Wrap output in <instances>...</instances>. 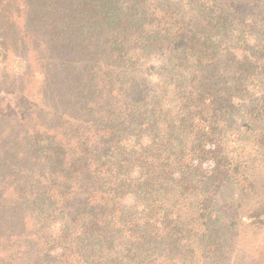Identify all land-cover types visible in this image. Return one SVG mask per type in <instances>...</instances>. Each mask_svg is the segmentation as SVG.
Returning <instances> with one entry per match:
<instances>
[{
  "label": "trees",
  "instance_id": "1",
  "mask_svg": "<svg viewBox=\"0 0 264 264\" xmlns=\"http://www.w3.org/2000/svg\"><path fill=\"white\" fill-rule=\"evenodd\" d=\"M193 3L0 0L22 129L0 127V264L224 254L243 145L264 147V0Z\"/></svg>",
  "mask_w": 264,
  "mask_h": 264
},
{
  "label": "rangeland",
  "instance_id": "2",
  "mask_svg": "<svg viewBox=\"0 0 264 264\" xmlns=\"http://www.w3.org/2000/svg\"><path fill=\"white\" fill-rule=\"evenodd\" d=\"M181 2L183 4L188 3V6L183 7V11L188 10L195 15L196 6L193 0H181ZM240 18L241 20L246 19L244 16ZM11 66L18 73L24 70V65L18 56L14 58ZM8 68L10 67L4 68V62L0 55V127L2 124H8V127L13 125L15 130H22L17 122L21 113L17 114V103L8 91L6 80L4 81L3 79L4 73H6ZM231 137L233 139L234 135H231ZM259 145L261 144L255 142L250 145H243L247 156L253 154L252 157L255 156L257 158L256 169L252 170L250 174V177L254 180V185L251 190L246 186L247 194L238 196L235 199L230 197L226 200L228 208L231 207L227 208L225 214L224 232H226V243L224 244V254L218 258V254L214 252L215 249L207 247L208 251L214 252L211 253L214 264H264V147H258ZM202 163L203 167L209 171L214 167L212 160H206ZM248 168L247 163L241 168L245 175L244 182L248 179L246 176ZM232 172L231 168L230 173ZM248 182H250V179L245 182V185ZM234 219H236L235 224ZM40 221L38 214L32 217V222L36 225H39ZM196 247L197 243H194L193 250ZM4 253L5 250L0 248V257H3ZM175 264L184 263L178 261ZM193 264H204L201 252L193 253Z\"/></svg>",
  "mask_w": 264,
  "mask_h": 264
}]
</instances>
